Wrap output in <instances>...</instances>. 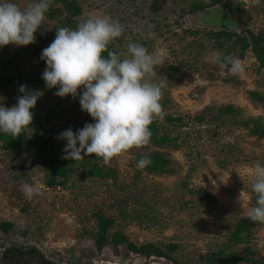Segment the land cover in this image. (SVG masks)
I'll return each instance as SVG.
<instances>
[{
  "label": "rangeland",
  "instance_id": "1",
  "mask_svg": "<svg viewBox=\"0 0 264 264\" xmlns=\"http://www.w3.org/2000/svg\"><path fill=\"white\" fill-rule=\"evenodd\" d=\"M79 1L76 26L93 12L109 15L124 26L121 37L109 44L115 52L126 51L131 40L149 52L166 53L164 64L150 77L162 86L163 114L153 120L176 140L173 145L178 148L172 145L158 150L148 143L113 157L108 164L102 161L101 165L114 172V179L106 180L90 177L81 160L62 159L66 142L58 140V135L69 128L75 133L93 121L80 110L79 89L76 99L61 98L54 94L56 88H47L41 78L45 69L41 51L59 27L58 20L45 17L34 34V43L0 48L3 106L15 104L20 85L42 92L31 109L30 125L23 129L28 138L39 132L48 141L42 155L32 145L13 153L0 142V223L12 225L7 234L0 231V264H36L39 257L25 255L29 248L53 264H144V258L125 253L121 247L118 254L109 246L96 250L92 238L98 211L114 222L109 235L126 236L137 246L173 244L177 246L173 255L177 264H204L255 205L251 166L254 161H264V136L249 137L229 118L212 121L224 106L239 109L242 119L264 120V68L259 69L252 54L246 52L243 57L235 54L244 64V73L227 74L209 61L215 49L206 32H264V0H222L238 5V16L217 5L210 7L211 0H158L161 8L156 13L151 10L154 0ZM15 2L23 7L30 0ZM197 4L206 8L187 14ZM149 32L154 35L150 37ZM252 93L261 99L254 100ZM206 109L210 110L207 114ZM202 114H206L205 122L193 120ZM166 116L180 117L184 125L178 128L166 123ZM156 150L169 160L166 174L152 175L136 167V155ZM49 159L67 165L65 186H45L43 165ZM24 184L38 188L40 194L27 198L22 192ZM248 245L251 255L243 247L235 248L237 258L244 257L237 264L264 262V223L254 229ZM10 248L22 249L18 263L3 259V252ZM149 262L170 264L156 258Z\"/></svg>",
  "mask_w": 264,
  "mask_h": 264
},
{
  "label": "clouds",
  "instance_id": "2",
  "mask_svg": "<svg viewBox=\"0 0 264 264\" xmlns=\"http://www.w3.org/2000/svg\"><path fill=\"white\" fill-rule=\"evenodd\" d=\"M51 3L52 0H30L21 7L15 0H0V48L34 43V34ZM123 32L124 26L109 15L88 13L75 29L56 28L54 39L41 51L45 64L41 78L45 86L56 88L54 94L61 98L76 99L79 89L80 110L93 121L75 133L69 128L58 135V140L66 142L62 159L79 161L95 156L108 164L113 157L150 142V125L163 114L162 86L150 77L167 57L162 50L149 52L144 45L131 40L122 53L109 50V44ZM208 59L229 75L245 71L240 58L220 50L211 51ZM17 91L19 95L11 107H4L0 98V133L17 136L28 127L31 109L42 95L25 85ZM150 163L148 157L142 156L136 167L143 169ZM251 174L255 205L246 215L252 222L264 223V161H254ZM22 192L27 198L40 194L38 188L29 184L22 186Z\"/></svg>",
  "mask_w": 264,
  "mask_h": 264
},
{
  "label": "trees",
  "instance_id": "3",
  "mask_svg": "<svg viewBox=\"0 0 264 264\" xmlns=\"http://www.w3.org/2000/svg\"><path fill=\"white\" fill-rule=\"evenodd\" d=\"M53 5H56V8H53ZM219 6L228 12L232 16L241 15L238 5H228L222 0H211L209 6ZM161 6L158 0H154L151 5L152 12L156 13L160 10ZM206 8L205 5L197 4L193 5L188 11L187 14L196 13L198 10ZM81 13L80 10V1L79 0H54L48 11L45 14V17L49 20H58L59 27H69L72 29L76 28V19ZM51 37H55V32L51 34ZM206 38L209 41L213 42V48L215 50H220L224 54H235L243 57L246 52H250L254 57L255 61L258 64V68H264V32L260 31L253 33L250 30H247L243 34L230 33L226 30L221 31H208L206 32ZM108 49L114 51L111 46H108ZM115 52V51H114ZM106 55V53L104 54ZM1 82L5 80L0 79ZM251 98L254 100H260L257 94H250ZM210 110L206 109L205 113L207 114ZM206 114L196 116L193 118L197 123L205 122ZM240 111L237 108L232 106H224L221 108L217 115L212 118V121L217 122L222 119H231L234 120L235 125L237 124L241 127L249 137L261 138L264 136V120L261 118H248L242 119L239 117ZM166 123L174 124L175 127H182L183 119L180 117L173 118L171 116H166L164 118ZM151 139L150 142L158 150L171 147L176 141L174 138H170L168 133L162 131L160 127L157 126L156 121L150 125ZM0 142L3 147L7 148L13 153H20L25 146L32 145L37 147V152L39 155H42L43 149L47 146L48 141L42 139L39 132H34L30 138L27 137V133L24 129L17 135L12 136L9 134L0 133ZM178 148L176 145H173V148ZM146 156L150 159L151 163L144 167V169L152 175H163L166 174L169 169V160L164 158V156L159 151H152L147 154H138L136 155V162L142 157ZM103 160L95 156H86L80 162L82 166L87 169V174L90 177H93L98 180L114 179V172L110 168H105L100 163ZM43 170L45 173V186L47 188H53L55 186L63 187L67 183L68 178V167L63 161L49 159L43 165ZM204 198L210 200L208 194L203 195ZM255 203V196L253 198ZM94 218L97 223V230L95 235L92 238L93 244L97 251L103 250L106 246H109L111 251L117 253L119 248H123L125 253L134 254L145 259L144 264H151L149 260L151 258L163 259L170 262V264H177L173 255L177 251V246L173 244L165 245L164 247H157L153 244H143L137 246L130 242L126 236L120 235L118 233H112L109 235L110 229L113 227V220L107 218L101 212L94 213ZM259 225V223L252 222L248 217H243L239 219L233 226L232 231L229 233L227 241L220 249L213 253L210 257H207L204 264H237V262L244 260V257H238L235 253L236 247H243V251L247 252V255H251L249 241L253 235L254 229ZM12 228L11 223L2 222L0 223V231L4 234H7ZM22 249H5L2 254L3 259H13L15 263L16 260H19L23 256L21 254ZM28 257H39L36 261V264H53L41 257L39 253L33 249L29 248L26 251L25 255ZM118 254V253H117ZM23 258V257H22ZM28 262V261H27ZM26 264V262H23ZM249 264H264L260 261H251Z\"/></svg>",
  "mask_w": 264,
  "mask_h": 264
}]
</instances>
